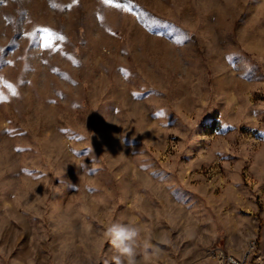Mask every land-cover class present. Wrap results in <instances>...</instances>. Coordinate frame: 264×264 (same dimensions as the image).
<instances>
[{"label": "rangeland", "instance_id": "rangeland-1", "mask_svg": "<svg viewBox=\"0 0 264 264\" xmlns=\"http://www.w3.org/2000/svg\"><path fill=\"white\" fill-rule=\"evenodd\" d=\"M0 97V264H264V0H0Z\"/></svg>", "mask_w": 264, "mask_h": 264}, {"label": "clouds", "instance_id": "clouds-1", "mask_svg": "<svg viewBox=\"0 0 264 264\" xmlns=\"http://www.w3.org/2000/svg\"><path fill=\"white\" fill-rule=\"evenodd\" d=\"M104 236L114 251L112 264H137L136 249L141 244V231L137 226L112 223L106 228ZM144 247L147 249L150 245L144 242Z\"/></svg>", "mask_w": 264, "mask_h": 264}, {"label": "built area", "instance_id": "built-area-1", "mask_svg": "<svg viewBox=\"0 0 264 264\" xmlns=\"http://www.w3.org/2000/svg\"><path fill=\"white\" fill-rule=\"evenodd\" d=\"M212 264H249L250 252L238 258L222 248H215L211 252Z\"/></svg>", "mask_w": 264, "mask_h": 264}, {"label": "snow or ice", "instance_id": "snow-or-ice-1", "mask_svg": "<svg viewBox=\"0 0 264 264\" xmlns=\"http://www.w3.org/2000/svg\"><path fill=\"white\" fill-rule=\"evenodd\" d=\"M103 3L105 4H110L112 2V0H102ZM117 7H119L120 5H116ZM44 31H49L47 29H45ZM62 38V37H61ZM46 47H49V45H46ZM8 87H11L10 85ZM15 94V93H14ZM0 99H2V97H0Z\"/></svg>", "mask_w": 264, "mask_h": 264}]
</instances>
